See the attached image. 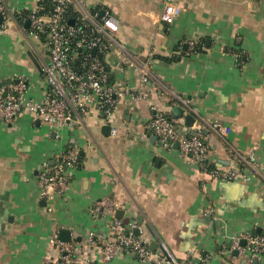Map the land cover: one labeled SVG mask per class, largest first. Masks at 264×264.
Wrapping results in <instances>:
<instances>
[{
	"label": "crops",
	"instance_id": "0c3cea01",
	"mask_svg": "<svg viewBox=\"0 0 264 264\" xmlns=\"http://www.w3.org/2000/svg\"><path fill=\"white\" fill-rule=\"evenodd\" d=\"M7 1L26 11L41 3ZM172 1L182 11L166 23L165 0H88L120 24L106 56L110 83L143 88L145 98L120 99L110 122L92 107L74 128L28 114L13 125L0 122V264H54L59 251L51 237L83 241L97 224L89 208L108 197L121 203L116 218L135 221L152 250L200 264H264L233 249L230 238L264 224V0ZM30 53L42 69L44 42L9 21L0 33V78L25 74L28 96L38 97L46 80ZM156 110L184 123L192 114L188 126L209 137L216 167H231V150L245 158L254 153L262 177L227 180L192 163L177 144L163 149L150 128ZM215 123L230 132L218 135ZM74 147L80 161L66 196L46 200L37 182L41 164ZM84 257L83 264H144L128 252L106 262L98 246Z\"/></svg>",
	"mask_w": 264,
	"mask_h": 264
},
{
	"label": "built area",
	"instance_id": "2783aa9c",
	"mask_svg": "<svg viewBox=\"0 0 264 264\" xmlns=\"http://www.w3.org/2000/svg\"><path fill=\"white\" fill-rule=\"evenodd\" d=\"M52 1L53 8L49 11H45L41 3L35 9L26 11L12 6L7 0H0V33L7 28L9 21L15 20L27 34L45 36L44 47L48 52V61L42 67L46 81L41 96H28L30 84L25 74L14 72L9 79L0 78V122L13 125L21 116L28 114L34 120L55 127L74 128L83 124L92 107L103 115L106 122H110L120 99L127 97L137 101L145 98L143 88L117 87L109 81L106 56L117 44L118 19L109 10L102 15L93 11L88 0ZM69 9L76 13L75 18L66 17ZM181 11L180 5L165 0L160 18L166 23H173ZM27 21L29 25L25 28ZM189 44L195 46L194 41ZM147 81L148 77L142 75V84ZM150 128L163 149L169 150L177 144L181 155L215 176L245 181L262 177L261 164L254 153L245 158L231 150L230 168L211 167L213 160L209 137L201 130L194 134L182 119L171 117L162 110L155 111ZM212 128L222 137L230 132L229 127L220 123H215ZM111 132L116 135L118 128L112 127ZM79 161V150L74 147L57 154L52 164L48 161L42 163L37 177L39 195L46 200L55 196L65 197ZM120 205L119 201L110 197L96 200L89 212L97 224L81 242L76 237L64 241L54 234L50 242L59 251L54 264H83L86 261L84 251L95 246H98L106 262L128 252L144 264H200L177 258L170 252L165 254L152 250L137 234L135 221L124 223L116 218L115 212ZM230 238L233 249L239 253L258 261L264 259V224L259 233L251 228L232 234Z\"/></svg>",
	"mask_w": 264,
	"mask_h": 264
},
{
	"label": "water",
	"instance_id": "95a60500",
	"mask_svg": "<svg viewBox=\"0 0 264 264\" xmlns=\"http://www.w3.org/2000/svg\"><path fill=\"white\" fill-rule=\"evenodd\" d=\"M103 13H104V11L102 10L100 12V14L102 15ZM71 22H73V21H71ZM28 24H29V22H27V25ZM30 56H31L32 60L35 62V64L40 68L39 63L37 62V60L34 58V56L31 53H30ZM40 70L43 71L41 68H40ZM175 110H177L178 114H176V115H178V116H182L183 113H184V109L181 108V107L180 108H175ZM184 118H185V123L187 125L191 126L194 123L195 118H194V116L192 114H189V113L185 114ZM193 133L196 134V132H193ZM70 239L71 238H69L68 236H67V238H64L65 241H68Z\"/></svg>",
	"mask_w": 264,
	"mask_h": 264
},
{
	"label": "trees",
	"instance_id": "16d2710c",
	"mask_svg": "<svg viewBox=\"0 0 264 264\" xmlns=\"http://www.w3.org/2000/svg\"><path fill=\"white\" fill-rule=\"evenodd\" d=\"M40 2L44 6L45 11H49L53 8V1L52 0H41ZM66 15H67L66 17H68V18H75L76 13L72 9H69V12ZM40 39L44 42L45 36H41ZM211 164H212L211 167H214V168L216 167V165L214 163H211ZM255 232L259 233L260 231L255 230Z\"/></svg>",
	"mask_w": 264,
	"mask_h": 264
},
{
	"label": "rangeland",
	"instance_id": "374dc122",
	"mask_svg": "<svg viewBox=\"0 0 264 264\" xmlns=\"http://www.w3.org/2000/svg\"><path fill=\"white\" fill-rule=\"evenodd\" d=\"M31 36V35H30ZM33 79H35V78H33Z\"/></svg>",
	"mask_w": 264,
	"mask_h": 264
}]
</instances>
